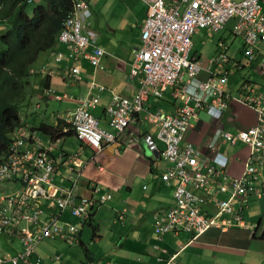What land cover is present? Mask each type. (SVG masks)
I'll use <instances>...</instances> for the list:
<instances>
[{"label":"built area","instance_id":"2783aa9c","mask_svg":"<svg viewBox=\"0 0 264 264\" xmlns=\"http://www.w3.org/2000/svg\"><path fill=\"white\" fill-rule=\"evenodd\" d=\"M140 1L147 7V18L142 25L141 46L133 52L130 65V78L137 79L134 94L112 97L106 115L114 132L100 128L99 120L90 114L98 103L97 97L84 100L72 115L73 131L83 144L101 151L104 145L118 141L139 115L157 128V138L164 145L162 160L168 165L162 180H176L178 185L173 206L154 216L156 236L182 232L195 239L212 229L222 233L234 227L247 229L243 213L248 209V199L264 196L259 173L264 151V94L253 89L245 93V83L241 99L235 100L255 115V124L247 130L233 134L217 129L205 149L186 143L192 120H197L200 113L221 120L234 100L225 90L224 65L229 63L225 44H219L213 63L219 76L200 80L202 69L196 58L190 57L191 37L199 28L220 32L230 19H235L232 32L242 39L244 56L252 62L264 44V0H178L170 7L164 0ZM89 17L88 4L75 0L58 38L69 48V57L75 62L65 69L66 75L75 80L79 79V58L85 56L91 66L99 68L104 53L94 48L85 54V47L94 37ZM62 59L61 54L55 55L56 62ZM260 63L264 66V55ZM169 87H177L173 98L183 103L178 112L168 114L147 107L150 99L160 100ZM221 142L230 147L243 145L250 151L242 175L226 183L227 160L218 150ZM55 149L56 143L44 147L28 126H19L13 132L8 155L0 161V183L12 191L5 196L0 194V235L7 232L25 246L24 253L7 257L12 264L26 263L35 245L44 239L77 244V223L61 220V215L67 211L73 219L84 220L90 208L111 199L110 194L95 200L75 193L82 168L78 153H59V160H64L70 175L76 177L69 189L60 190L52 181L57 170V157L52 155ZM42 201L54 202V210H46ZM125 214L126 210L119 212L117 222L123 224ZM0 264H5V258L0 257ZM165 264H176L175 258L167 259Z\"/></svg>","mask_w":264,"mask_h":264},{"label":"crops","instance_id":"0c3cea01","mask_svg":"<svg viewBox=\"0 0 264 264\" xmlns=\"http://www.w3.org/2000/svg\"><path fill=\"white\" fill-rule=\"evenodd\" d=\"M82 1L88 4L91 12L89 22L94 37L90 42L104 52L99 68L91 66L84 56L78 63L79 80H73L65 73L66 68L74 66L68 47L57 42L50 51V61L39 59L40 54L31 68V73H38L35 85L43 81L39 86L43 88L44 97L40 99L53 96L58 102L65 100L67 107L59 115L60 123L57 120L53 126L47 125L61 126L53 138L36 126H30L34 127V134L44 147L57 139V152L54 153L57 170L52 181L60 190L71 187L73 176L58 155L60 152L65 155L78 153L82 168L75 186L76 194L97 200L108 193L111 199L91 209L84 220L73 219L67 211L61 215V220L78 224V245L59 239L42 240L35 245L27 262L18 264H165L172 257L176 264H264V196L248 199V209L243 213L247 229L234 227L226 233L212 229L196 239L182 232L161 238L155 235L154 215L163 214L173 206L178 182L162 181L168 168L161 159L164 145L157 139V129L146 121L144 115L137 116L118 141L104 145L101 151L83 144L72 131L66 133L71 130L72 115L84 100L91 97L99 100L97 106L90 109V114L99 120L100 128L114 132L105 112L114 95L129 97L137 88V79L130 78V65L133 52L141 45V27L147 18V7L140 0ZM164 1L171 6L178 0ZM234 24L235 19H230L220 32L200 28L192 36L191 55L203 69L199 76L203 80L217 74L211 62L216 58L218 44H225L229 57V63L224 65L227 74L225 90L234 99L221 120L200 113L199 118L191 123L185 142L195 148L205 149L217 129L237 134L255 124L254 113L236 101L241 99V88L245 83L248 85L245 93L253 89L264 94V66L260 63L264 44L256 52L255 59L249 62L243 53L242 39L232 32ZM90 50L88 47L87 53ZM54 53L61 54L63 59L56 62ZM174 89L169 87L160 100L146 103L147 107L169 114L178 112L183 103L173 98ZM36 108L40 105L37 104ZM145 140L153 144L152 149ZM219 152L222 159L227 160L224 183L240 177L250 156L249 149L243 145L230 147L221 142ZM261 156L263 163L259 173L260 182L264 183V151ZM52 203L51 207L50 202H43L41 206L48 211L54 210ZM123 209L126 210L125 221L119 224L115 219ZM34 230L32 227L31 231ZM24 251V243L18 237L7 232L0 235V257L5 258V264H12L7 257H15Z\"/></svg>","mask_w":264,"mask_h":264},{"label":"trees","instance_id":"16d2710c","mask_svg":"<svg viewBox=\"0 0 264 264\" xmlns=\"http://www.w3.org/2000/svg\"><path fill=\"white\" fill-rule=\"evenodd\" d=\"M33 3L31 6L27 0H0V161L8 155L14 130L25 125L21 112L32 106L34 86L43 84L40 81L35 85L38 73H31V68L40 54L54 50L72 11V0H34ZM88 47L90 52L96 48L89 42L85 54L90 53L86 51ZM80 61L79 58L76 63ZM39 96L43 98L44 93L40 92ZM60 128L59 124L41 125L38 130L49 136Z\"/></svg>","mask_w":264,"mask_h":264},{"label":"rangeland","instance_id":"374dc122","mask_svg":"<svg viewBox=\"0 0 264 264\" xmlns=\"http://www.w3.org/2000/svg\"><path fill=\"white\" fill-rule=\"evenodd\" d=\"M33 4H31V6ZM30 10H31V8L28 10V12ZM8 25L9 24H7V26ZM41 58H42V61L52 60L50 51L42 53L40 55L39 59H41ZM34 88H35L36 95L33 97V99H31L32 100V102H31L32 106L27 107V109L22 111L21 116L24 120H26L27 124L34 125L37 128H39L43 124L53 126L54 124H56V122L59 118V115L66 109L67 104H66L65 100L62 102H58L57 99L53 96L48 97L49 100H48V98L45 100L40 99L41 96H39V95H40V92L43 91V88L41 86H34ZM37 104L40 105V108H36ZM203 122L207 123L205 120H203ZM191 123H194V120H192ZM42 138L44 140H47L44 135H42ZM75 180H76V177L74 176L72 178L71 182H75ZM0 187H2V189H4L2 183H0ZM5 194H10V192L6 191ZM43 202L45 203V201H43ZM43 202H41V203H43ZM51 206H53V203L50 201V207ZM42 207H44V206L42 205ZM63 219H65V218H63Z\"/></svg>","mask_w":264,"mask_h":264},{"label":"clouds","instance_id":"9594fccd","mask_svg":"<svg viewBox=\"0 0 264 264\" xmlns=\"http://www.w3.org/2000/svg\"><path fill=\"white\" fill-rule=\"evenodd\" d=\"M28 1V3L29 4H31V3H33L34 2V0H27ZM80 1H82V0H80ZM75 2V0H72V9H73V3ZM165 2V1H164ZM165 5H166V3H165ZM174 5V4H173ZM167 6V5H166ZM172 6V5H171ZM89 7V6H88ZM167 7H170V6H167ZM89 11H90V9H89ZM71 13V12H70ZM70 15V14H69ZM69 17V16H68ZM90 17H91V12H90ZM90 17H89V19H90ZM68 19V18H67ZM89 19L87 20V21H89ZM64 25V24H63ZM200 29V28H199ZM206 29H208V28H206ZM198 30V29H197ZM197 30H196V32H197ZM141 31H142V27H141ZM195 32V33H196ZM212 32V31H211ZM219 32V31H218ZM194 33V34H195ZM213 33H217V32H213ZM193 34V35H194ZM60 35V34H59ZM192 35V36H193ZM58 38H59V36H58ZM140 41H141V35H140ZM57 42L58 43H60L59 42V39L57 40ZM61 44V43H60ZM191 46L193 47V42H192V37H191ZM63 45V44H62ZM65 46V45H64ZM141 46V45H140ZM67 47V46H66ZM192 47H191V51H192ZM191 51H190V57H194V56H192L191 55ZM218 53H219V44H218V52H217V55H216V57L218 56ZM55 55H56V53H54ZM104 54V53H103ZM133 55V54H132ZM103 56V55H102ZM215 59L216 58H214V60L211 62V65L212 66H215V68H216V65L215 64H213L214 63V61H215ZM197 60V59H196ZM199 63V62H198ZM199 66H200V64H199ZM202 69V68H201ZM202 71H203V69H202ZM216 71H217V69H216ZM202 73V72H201ZM80 74V73H79ZM200 76V75H199ZM213 76V75H212ZM219 76V72H217V74H215L214 75V77H218ZM210 78V77H209ZM199 79L200 80H203V79H201L200 77H199ZM73 80H75V79H73ZM76 80H79V79H76ZM206 80V79H205ZM171 88H175L174 90H176L177 89V87H171ZM165 94V93H164ZM173 94V93H172ZM150 100H152V99H150ZM177 100V99H176ZM169 114V113H168ZM175 114V113H174ZM210 118V117H209ZM211 119V118H210ZM215 120V119H214ZM217 121H219V120H217ZM71 123V122H70ZM20 126H28L33 132H35L34 131V127H31L29 124H27L26 122H25V125H20ZM153 126V125H152ZM19 127V126H18ZM17 127V128H18ZM70 127V129L71 130H69V131H67L66 133H71V131L74 133V131H73V128H72V126L70 125L69 126ZM15 131V130H14ZM55 135V134H54ZM74 135H75V133H74ZM76 136V135H75ZM52 138H53V135H52ZM77 138V137H76ZM212 138V137H211ZM210 138V139H211ZM78 139V138H77ZM158 139V138H157ZM79 140V139H78ZM80 141V140H79ZM159 141V140H158ZM210 141V140H209ZM57 142V139L53 142V143H56ZM160 142V141H159ZM83 143V142H82ZM162 143V142H161ZM163 144V143H162ZM48 146V145H47ZM218 150H219V147H218ZM55 152H57V149H55L54 150V152L52 153V155H54V153ZM59 156V155H58ZM55 157H57V156H55ZM161 159H162V157H161ZM54 183V182H53ZM55 184V183H54ZM3 188L4 189H2V187H0V194L2 195L3 193V195L2 196H5V195H8V194H5L6 193V191H9L10 193L12 192L11 190H9V186L8 185H5V184H3ZM76 193V192H75ZM108 194V193H107ZM103 195H105V194H103ZM111 195V194H110ZM102 196V195H101ZM98 200V199H97ZM43 202V201H42ZM97 206V205H96ZM123 210H125V209H123ZM119 213V212H118ZM164 214V213H163ZM126 215V214H125ZM158 215V214H157ZM155 216V215H154ZM125 221V220H124ZM78 225V224H77ZM153 226H154V224H153ZM78 229H79V227H78ZM78 233H79V230H78ZM78 233H77V238H78ZM165 236V235H164ZM158 238H161V237H159V236H157ZM192 238V237H191ZM196 239V238H195ZM44 240H46V239H44ZM50 240H57V239H50ZM59 240H61V239H59ZM63 241V240H62ZM65 242V241H64ZM79 244V238H78V243L77 244H70V245H78Z\"/></svg>","mask_w":264,"mask_h":264},{"label":"water","instance_id":"95a60500","mask_svg":"<svg viewBox=\"0 0 264 264\" xmlns=\"http://www.w3.org/2000/svg\"><path fill=\"white\" fill-rule=\"evenodd\" d=\"M145 144H147L150 149L153 148V144L149 142L148 140H145Z\"/></svg>","mask_w":264,"mask_h":264}]
</instances>
